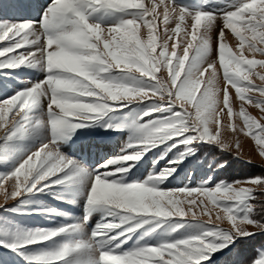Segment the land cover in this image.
<instances>
[{"label":"snow or ice","instance_id":"snow-or-ice-1","mask_svg":"<svg viewBox=\"0 0 264 264\" xmlns=\"http://www.w3.org/2000/svg\"><path fill=\"white\" fill-rule=\"evenodd\" d=\"M21 7L0 4V42L6 41L0 46V76L34 68L44 78L24 82L0 100V165L7 169L0 171V195L5 202L23 203L25 196L79 182L84 215L49 229L0 227V247L16 253L24 264H216L214 254L231 251L238 240L257 234L249 231V225L264 232V202L257 210L256 192L242 186L256 185L264 194V177L227 182L205 174L195 186L170 187L179 175L176 169L195 155L198 146L215 143L230 148L218 139L220 113L226 108L227 116L233 115L229 85L241 101L264 109V86L249 79L251 66L258 62L243 54L248 40L250 51L264 55V48H257V42L264 44V0H150L147 6L144 0H50L39 19L6 18ZM101 12L120 16L115 22L95 19ZM158 19L164 25L162 34L155 31ZM170 23L175 25L171 29ZM142 26L147 29L146 39L140 35ZM226 30L238 38L239 55L224 42ZM248 32L250 38L244 35ZM181 33L182 55H177L176 43L169 53L168 41ZM158 38L163 42L157 53ZM259 63L264 66V61ZM162 70L167 71L166 78L157 76ZM256 75L264 81V75ZM253 91L261 98L245 95ZM157 95L159 99L152 98ZM221 95L223 106L218 110ZM184 102L194 104V118ZM133 104L139 110L127 127L135 134L105 164L89 170L61 151L62 142L77 128ZM239 115L264 156V125L248 115L243 104ZM212 122L217 125L215 134L209 129ZM104 127L121 130L124 126L108 122ZM29 138L37 144L20 153L19 141ZM161 145L153 170L131 177L132 165L126 162L138 161ZM174 149L175 155L169 157ZM166 157L165 167L156 168ZM233 158L239 160V155ZM226 164L217 162L216 167L223 169ZM13 178L9 192L4 183ZM179 193L207 197L224 213L223 217L217 213L216 220L225 219L230 227L213 224L206 205L203 214L209 220H200L193 210L197 201L180 199ZM44 211L67 216L55 208ZM189 214L191 219H183ZM93 215L99 219L89 226ZM158 230L164 236L155 242L145 239ZM250 264H264V248Z\"/></svg>","mask_w":264,"mask_h":264},{"label":"rangeland","instance_id":"rangeland-1","mask_svg":"<svg viewBox=\"0 0 264 264\" xmlns=\"http://www.w3.org/2000/svg\"><path fill=\"white\" fill-rule=\"evenodd\" d=\"M149 2L150 0H144L145 6H147ZM182 2L198 3L199 0H182ZM48 3H50V0H0V4L5 6H7L8 4H19L23 6L17 11L15 15L7 16L6 18L8 19H39V13L42 11L44 7H47ZM158 11H162V9H158ZM0 16H3V13H0ZM119 16L120 14L115 12H101L98 13L94 18L101 21L115 22L116 20L119 19ZM174 26H175L174 23H170L168 25L169 29L173 28ZM163 29H164V25L161 22V20L158 19L155 29L156 33L162 34ZM218 30H219V24L217 25V29L214 32V36L218 33ZM140 35L142 39L147 38V29L144 28L143 26L140 29ZM244 35L250 38L252 34L248 32V33H244ZM162 42L163 40L158 38L157 53L160 51L159 44ZM224 42L229 46L233 54L235 55L240 54V49L238 47L239 44L238 38H236L235 35L231 33V30H226ZM4 43H6V41L0 42V46H2ZM173 43H176L178 45L177 55H182V50L183 47L185 46L183 33H181L179 36L173 34V39L168 41L169 53L171 52V45ZM247 44H248V40L245 41V46L243 49L244 56L248 59H255L258 62L256 65L251 66L252 71L249 77L250 82L257 86H264V81L260 80L259 76L256 75V73H259L260 75H264V66H261V64L259 63L260 61H264V55H261L259 52L250 51L247 47ZM216 46L217 45L214 42L213 47L216 48ZM257 48H264V44L257 42ZM190 56H191V50H190ZM217 71L220 73L219 84L220 87L222 88L223 87L222 69H220L219 67L218 58H217ZM208 75H209L208 73L205 74V79H207ZM157 76L166 78L167 71L162 70L161 72L157 73ZM43 78H44V73L37 69L34 68L16 69L12 71L11 76H0L1 79L0 87L2 90V94L6 93V96H8L11 93H13L15 90L22 88L24 86V82L36 81ZM201 90H203V85L201 86ZM229 94H230L229 106L233 110V115L231 118H229L227 116L226 108L223 110V112L220 113L218 117V119L220 120V124H219L220 136L218 139L221 142L228 143L230 145L229 149L227 150L222 149V150L225 151L226 153H230L233 157L238 154L239 160L235 159L238 163L237 168L236 169H232L231 167L226 168V170L222 174V179L219 180H224V178H226L225 181L230 182L227 179L229 177L232 178L233 180H246L249 177H264V156L260 155L259 152L260 146L256 144V142L252 139L250 135L247 134L249 129L245 128L243 117L239 115L241 104H243L245 112L248 115H250L252 118H254V120L257 123L264 125V109H262L261 107H257L252 102L241 101L236 96L235 88L231 87L230 85H229ZM197 95H199V93H197ZM245 95L246 96L252 95L254 97L261 98L259 97V93L257 91L248 92L245 93ZM152 98L159 99V95ZM180 103L181 102L177 101V107L180 106ZM222 106L223 105H222V95H221V104L218 106V110ZM184 108L187 111L192 112L194 118V104L190 102H184ZM138 110L139 109L137 105L133 104L131 108H124L120 111L109 113V115L106 116L104 120L98 123H93L88 127L77 128L74 132L70 134L69 138H67L64 142H62L61 151L67 156H70L75 160L79 161L80 164L86 169L89 170L96 169L99 165L105 164L109 158L115 157L121 151V149L125 147L130 136H133L135 134V130L127 126L131 125L132 122L136 119V113L138 112ZM7 118L9 121H11L12 114L9 113ZM214 119L216 118L214 117ZM108 122L114 125H121L124 127L121 130L105 128L104 124ZM209 129L212 134H215L217 129L216 123L214 122L210 123ZM252 130L255 131V128H253ZM237 142L239 143V149L236 148ZM35 144H37V140L35 138L21 140L19 141L18 151L20 153H23L24 151L34 146ZM162 148L163 146L161 145V147L158 150L153 151L154 149H152L151 151L145 153L144 156H142L141 159L138 161H143L146 157H151V158L156 157L155 154L159 153ZM182 149L183 146H181V150ZM173 151H175V149ZM170 155L171 154H169V157ZM138 161L126 162V163L132 165L131 168L132 170ZM246 161H250V163H246ZM162 162L164 163L163 165H166L168 163V157L162 160ZM242 166L246 168H243L244 170H241L239 172ZM164 167L165 166H163L162 168ZM178 169L179 167L176 169V171ZM5 170H7L6 167L0 165V171H5ZM251 170L255 171V173H257L258 175H253V176L245 175L244 177L240 175L235 176L237 174H242L243 172L249 173L251 172ZM13 183H14V178L13 180L5 182L4 188L10 192L12 190ZM242 186L251 187L256 192L257 200L253 201V204L257 207V210H259L260 202H264V194L261 193V189L258 186L251 184H244ZM161 188L163 189V186H161ZM37 194H45L47 196L46 199L47 202L49 201L50 198L54 199L55 202H52L50 200L48 202V206H45L44 204H42L41 201H36L33 205L32 204L30 205L27 201V198L34 197L33 195H37ZM58 196H62L63 199L57 198ZM178 196L180 199L183 200L195 199L197 201V206H195L193 210L196 211L197 216L200 220L204 222H208L209 220V216L203 214L204 206L206 205L208 212L211 213V222L213 224H219L223 228L230 227V224L225 219L216 220L215 217L217 213H219L221 217L224 216V213L220 211L218 207L214 206L207 197L197 193H192L190 195L185 193H179ZM22 199H23V203L13 200H9L5 202L3 196L0 195V206H5V208H0V211H3L5 209L10 210L11 212H9L10 213L9 215H11L12 217L19 216L21 217L20 220L25 221V220H32L31 216L33 214L43 215L47 213L46 211H44L45 209L55 208L67 214V216L64 217L61 216L64 219L62 220L61 223H67L70 221V219H78L84 215L83 189L79 182L75 184L62 185L51 192L46 191L42 193L31 194L25 196ZM201 200L204 201L203 205L200 204ZM68 201H75V202L69 203ZM183 207L185 208V210H187L189 205L185 203ZM20 211H22L25 216L19 215ZM11 216L8 218L6 217L3 220H0V227L14 226L15 228H26V229L53 228L47 226L22 227V225L15 224L11 220L12 218ZM191 218H192L191 214H189L183 219H191ZM98 219H99V215H93L88 222L89 226L94 225ZM248 229L249 231L257 232V234H259V230L256 229L254 226L249 225ZM262 248H264V246H261L260 249ZM217 255H220V253L214 254L213 257ZM256 258H258V254Z\"/></svg>","mask_w":264,"mask_h":264},{"label":"trees","instance_id":"trees-1","mask_svg":"<svg viewBox=\"0 0 264 264\" xmlns=\"http://www.w3.org/2000/svg\"><path fill=\"white\" fill-rule=\"evenodd\" d=\"M2 92L0 87V93ZM161 147V146H160ZM158 150L154 149L153 151ZM160 153V152H159ZM159 153H156V157H146L143 161H138L137 164L131 170V177L135 176H143L146 175L148 171L153 170V161L159 159ZM170 157L175 155V151H173ZM227 161L226 166L223 169L216 167L217 162H224ZM164 163L162 160H159V163L156 165V168H162ZM237 161L233 158L230 153H226L223 151L218 145L216 144H207L198 146V150L194 156L187 157L176 171L179 175L177 176L176 180L172 182L170 187H180L183 184L191 183L193 186L197 185L200 182V179L205 174L213 175L216 177L217 180L222 179V174L226 170V168H237ZM246 168L244 166L241 167V170ZM237 171V170H236ZM191 174L190 178H186L188 174ZM246 173V174H245ZM243 172L242 174H237L235 176H253L258 175L255 171L251 172ZM230 182L233 181L232 178H227ZM226 178H224V181ZM34 197L27 198L28 203L33 205L36 201H41L42 204L48 206V202L51 200L55 202L54 199H49L47 202V196L45 194H37L33 195ZM5 212V213H3ZM11 212L10 210H3L0 211V220L5 219L6 217H10L9 215ZM43 214V213H40ZM25 216L22 211L20 214ZM18 216V215H17ZM12 217V216H11ZM21 217H12L11 220L18 225H22V227L28 226H38V227H54L58 224H61L63 218L59 215L49 214L48 212L39 215L33 214L31 216L32 220H20ZM33 225H31V224ZM167 226H165L166 229ZM165 232L163 230H158L157 233H153L151 237H145V239H149L152 242H155L158 238L164 236ZM142 235L138 233L133 236L131 240H129V245H131L139 236ZM264 246V232L256 234L252 237L244 238L243 240H238L235 246H230L231 251L229 249L223 250V252H218L220 255L214 256L213 260L216 261V264H250L251 261L255 260L257 254L261 248ZM0 264H24L22 260L16 255V253L11 252L9 249L0 247ZM211 264V261L208 262Z\"/></svg>","mask_w":264,"mask_h":264}]
</instances>
